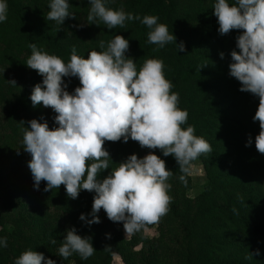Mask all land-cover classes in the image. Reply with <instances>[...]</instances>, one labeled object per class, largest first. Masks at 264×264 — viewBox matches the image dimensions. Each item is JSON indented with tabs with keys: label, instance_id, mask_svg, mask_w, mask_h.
<instances>
[{
	"label": "trees",
	"instance_id": "1",
	"mask_svg": "<svg viewBox=\"0 0 264 264\" xmlns=\"http://www.w3.org/2000/svg\"><path fill=\"white\" fill-rule=\"evenodd\" d=\"M6 2L7 20L0 22V237L7 238V247H0V264H14L28 249L43 252L56 264H112L113 255L122 264H264V154L255 147L260 128L252 119L259 98L241 92L240 82L229 75L239 32H218L215 0H106L107 6L122 7L141 18L158 16L177 44L184 43V51L174 43L154 51L158 46L147 42L149 29L139 20L126 21L125 29L109 30L103 24L75 27L87 20L88 0H69L75 19L66 18L62 26L45 19L50 0ZM117 34L128 39L126 55L135 59L137 69L145 59L163 60L165 78L179 93L178 107L188 112L182 127L193 125L195 135L212 147L211 153L194 160L200 163L204 180L192 197L187 195L189 175L183 174L182 182L174 157L155 150L173 175L168 181L169 211L159 222L143 227L154 226L152 237L142 229L125 239L123 223L109 220L103 209L98 213L100 223L89 226L80 220L81 213L91 219L94 192L81 190L77 199H71L64 185L44 191V181L36 190L28 167L31 155L22 147L27 121L47 120L50 128L56 126L51 108L32 105V88L43 78L25 64L31 55L28 45L35 43L67 62L73 47L87 58L89 51H100L99 41L107 43ZM12 79L15 86L8 82ZM64 79L69 91L79 86L78 78ZM249 136L252 143L246 146ZM104 147L113 160L110 167L132 153L143 157L150 151L131 139L105 141ZM110 170H103L99 178ZM72 227L79 235L92 237L96 251L87 260L78 254L67 260L58 255L66 230ZM53 238L56 244L50 242ZM250 253L252 258L246 259Z\"/></svg>",
	"mask_w": 264,
	"mask_h": 264
},
{
	"label": "clouds",
	"instance_id": "2",
	"mask_svg": "<svg viewBox=\"0 0 264 264\" xmlns=\"http://www.w3.org/2000/svg\"><path fill=\"white\" fill-rule=\"evenodd\" d=\"M88 3L86 22L75 27L103 24L109 30L125 29L126 21L139 20L149 29L147 42L158 46L154 51L170 43L179 51L185 49L182 41L177 44L168 26L158 22V16L141 18L122 7L107 6L106 0H88ZM48 8L45 19L58 26L66 18L75 19V13L69 10V0H50ZM212 8L221 35L233 30L239 32L236 47L231 51L229 75L240 82L241 92L259 98L252 119L259 122L260 128L255 147L264 154V0H215ZM7 13L6 0H0V22L7 20ZM28 47L31 55L25 64L43 78L32 88V105L42 103L43 107L51 108L56 125L50 128L47 120L34 118L22 128V147L31 155L28 167L34 188L39 190L41 181L46 182V192L64 185L71 199H77L81 190L94 192L91 219L84 213L79 217L89 226L101 222L98 215L101 209L112 222L123 223L126 235L159 222L171 204L168 192L172 185L168 181L173 171L155 150L164 157H174L182 182H186L183 174L189 171L191 162L212 151L209 142L195 135L193 125L182 127L187 125L188 112L178 107L179 93L172 91V82L165 78L163 60L145 59L137 69L135 59L126 55L129 41L120 34L107 43L99 41L100 51H89L87 58L78 56L73 47L67 62L35 43ZM219 55L224 58L223 52ZM65 77L78 78L79 86L69 91ZM8 82L16 85L14 79ZM129 139L150 151L143 157L132 153L118 162V166L110 167L113 160L104 147L105 141L127 143ZM251 143L249 136L246 146ZM109 168L108 174L100 179V173ZM66 232L58 247L63 260L73 254L82 260L94 255L96 248L91 236L79 235L75 227ZM106 236L110 238V234ZM50 242L56 244V239ZM0 247H7L6 237H0ZM250 258L252 253L246 257ZM14 264H56V261L43 252L28 249Z\"/></svg>",
	"mask_w": 264,
	"mask_h": 264
},
{
	"label": "rangeland",
	"instance_id": "3",
	"mask_svg": "<svg viewBox=\"0 0 264 264\" xmlns=\"http://www.w3.org/2000/svg\"><path fill=\"white\" fill-rule=\"evenodd\" d=\"M187 174L189 175L191 180V188L187 192V195L192 197L199 191L201 184L203 183L204 180L203 171L200 163L198 161H193L189 165V171L187 172ZM143 232L148 237H152L156 235V229L154 228V226L143 228ZM122 234L125 239H128L129 234L126 235L124 227H122ZM112 264H122L119 256L113 255Z\"/></svg>",
	"mask_w": 264,
	"mask_h": 264
}]
</instances>
